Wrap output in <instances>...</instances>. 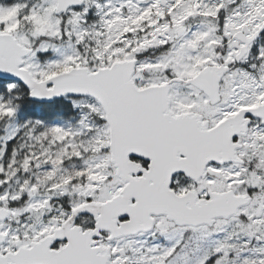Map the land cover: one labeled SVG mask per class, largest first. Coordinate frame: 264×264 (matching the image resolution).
Segmentation results:
<instances>
[{"label":"snow or ice","instance_id":"snow-or-ice-1","mask_svg":"<svg viewBox=\"0 0 264 264\" xmlns=\"http://www.w3.org/2000/svg\"><path fill=\"white\" fill-rule=\"evenodd\" d=\"M0 264H264V0H0Z\"/></svg>","mask_w":264,"mask_h":264}]
</instances>
